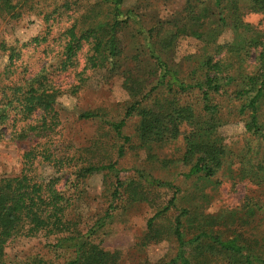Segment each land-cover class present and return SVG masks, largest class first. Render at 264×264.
<instances>
[{
    "label": "trees",
    "instance_id": "obj_1",
    "mask_svg": "<svg viewBox=\"0 0 264 264\" xmlns=\"http://www.w3.org/2000/svg\"><path fill=\"white\" fill-rule=\"evenodd\" d=\"M244 2L247 9L241 7ZM214 3L217 19L212 24L205 20L206 9L201 14L191 15L194 4L189 3L191 7L184 16L173 15L160 22L158 29H147L132 9H124V0H98L94 4L78 0L77 5H80L74 21L60 33V56H55L57 59L54 57L53 62L28 78L30 56L27 61L21 47L11 45L7 48L3 43L7 62L0 73V140L3 129H8L11 133H19L16 138L25 149L23 172L14 177L0 176V264H26L9 262L6 248L15 239L35 237L40 233L56 236V246L66 252L63 264H122L119 252H109L92 239L113 216L107 212L83 233L80 216L74 211L76 203L60 188V177L46 181L39 178L37 171L45 164L57 174L69 172L74 177L69 182L73 196L80 193L87 179L103 172L115 174L113 199L156 201L158 189H175L167 205L149 219L141 242L143 245L157 243L168 234L158 227L157 219L176 206L178 188L171 182L140 170L137 177L125 183L119 178L117 162L92 163L82 155L71 157L64 143L52 141V134L55 135L60 124L57 100L63 93L55 85V72L76 67L82 54L84 67L78 73L80 83L73 86L72 93L77 94L83 87L84 76L89 71H121L133 101L122 120L107 124L117 138L128 143L130 138L124 134L127 119L138 116L137 136L144 148L153 143L176 141L183 136L186 150L181 162L189 167L184 174L188 180L193 178L212 184L228 160H233L232 149L219 131L225 124L221 98L239 101V113L247 114V137L245 147L240 149L233 164L240 165L238 176L242 180L258 186L264 184V121L259 114L264 105V31L255 30L244 22L247 12L264 14V0H214ZM0 13L18 18L19 6L15 0H0ZM52 14L45 15V20L49 21ZM127 28H134L142 37L143 56L139 53L133 57L124 56L119 33ZM224 28H230L234 39L220 46L216 41ZM187 36L203 42L201 51L191 55L186 64L182 63L184 66L169 62L164 57L167 49H172L181 37ZM48 42L45 35L34 38L30 44H35L38 50L42 47L45 52ZM215 48L224 49L235 58L234 62L225 64L217 60L211 52ZM252 50H260V53L256 66L248 72L246 64ZM225 68L231 69L230 72L224 71ZM19 69L23 70L21 78ZM195 94L198 101L187 100ZM216 95L221 101L216 100ZM151 97L153 105L146 103ZM80 118L104 117L99 112L89 111L82 113ZM184 126L185 130L189 127L188 131H183ZM254 142L256 145L252 146ZM117 153L122 157L124 148L120 146ZM252 210L247 207V219L239 217L238 221L242 219L249 224L248 219L256 216ZM180 212L170 233L177 242L176 253L165 264H210L215 258L220 264H264V249L257 239L244 238V234L227 230L229 224H235L236 213L222 215L221 212L213 216L196 209L191 212L188 207L181 208ZM27 264L55 263L37 259Z\"/></svg>",
    "mask_w": 264,
    "mask_h": 264
},
{
    "label": "rangeland",
    "instance_id": "obj_2",
    "mask_svg": "<svg viewBox=\"0 0 264 264\" xmlns=\"http://www.w3.org/2000/svg\"><path fill=\"white\" fill-rule=\"evenodd\" d=\"M78 0H15L19 6L20 16L11 18L0 13V73L6 66L7 53L2 48L3 43L7 48L19 46L22 48L23 57H29L27 78L40 72L45 65L53 62L54 57L60 56L62 51L59 37L61 31L74 21L77 13ZM84 4H91L98 0H82ZM194 4V6H190ZM71 6L68 9V6ZM214 0H124V9H132L147 29L159 28V23L169 20L173 15L184 16L191 7V15L201 14L206 9V19L211 24L217 19ZM242 9H247L244 2ZM56 11V14H52ZM41 13V14H40ZM52 14L49 21L45 15ZM72 13V17L69 14ZM203 15V14H202ZM244 22L253 26L255 30L264 31V14L249 13L244 16ZM213 26L214 25H210ZM218 33V32H217ZM48 36L49 47L43 52L35 44H30L36 37ZM157 35V34H156ZM124 56L133 57L136 54L143 56L141 46L142 37L137 35L134 28H127L119 33ZM141 39V42H140ZM217 45H226L234 39L230 28H224L218 35ZM25 45V46H23ZM203 48V42L194 36L181 37L172 49H167L164 57L172 63H185L191 55L197 54ZM38 50L34 52V50ZM219 51V52H218ZM213 54L222 63L234 62L224 49L215 48ZM260 50H252L246 71L251 72L256 66ZM55 57V58H56ZM56 58V59H57ZM170 59V60H169ZM26 61V59H25ZM186 64V63H185ZM184 66V65H182ZM84 54L80 56L79 64L66 71L55 72V85L63 92L57 102L60 124L52 134L54 143H64L69 156L82 155L92 163L117 162L119 178L130 182L138 176V171L145 170L163 181L171 182L178 188L176 206L157 219L158 227L168 233L165 238L157 243L142 244V239L147 232V223L158 210H162L176 190L160 188L156 191V201H124L113 199L112 191L115 182L114 175L108 172L96 173L82 184L80 193L73 196L70 183L74 177L68 172L57 174L50 165L40 167L37 174L39 178L48 180L60 177V188L67 197L76 203L75 213L80 216V229L86 233L93 224L108 212L113 218L107 220V225L99 231L93 240L109 252H119L122 264H165L175 256L177 242L172 233L180 209L188 207L191 212H198L218 216L221 212H234V225L229 224L230 231L243 235L244 238L257 239L259 246L264 249V184L256 185L239 178L240 165L233 164L240 149L245 147L246 129L245 119L247 114L241 115L240 102L230 101L223 96L221 106L224 107L223 121L225 124L219 129L224 136L225 143L230 146L233 160L225 164L224 173L221 171L212 184L188 180L184 174L189 167L181 161L185 153L183 136L176 141L153 143L149 147H141L137 136L138 116L127 119L124 134L130 141L124 142L117 138L111 126L125 117L129 104L133 101L132 92L125 87V79L121 71L109 72L104 69L87 72L84 76L85 84L77 94H73V86L78 85V73L83 71ZM125 68V67H124ZM122 68V69H124ZM186 71V68H184ZM225 68L224 71L230 72ZM20 72H22L19 69ZM23 72L18 76L21 78ZM153 97V96H152ZM152 97L146 103L153 105ZM1 98V97H0ZM198 95L187 100L198 101ZM186 99V97H185ZM183 99V101L185 100ZM216 100H220L216 95ZM99 112L104 118L85 120L80 118L84 112ZM260 120L264 121V105L260 109ZM13 117V116H12ZM12 119V118H11ZM11 121V120H10ZM12 124V122H11ZM21 128V127H20ZM19 128V129H20ZM188 126L182 128L188 131ZM10 129V128H9ZM19 133H11L3 129V138L0 140V176H18L24 170L22 155L25 146L16 138ZM14 135V138H13ZM19 136V135H18ZM254 142L252 146H255ZM124 148V155L118 156V148ZM60 149V148H59ZM234 150V151H233ZM236 161V160H235ZM232 163V164H231ZM232 175V176H231ZM247 207L253 208L256 214L249 224L238 218L247 219ZM261 209H260V208ZM246 212V213H245ZM183 222L185 218H182ZM227 218L223 219L222 223ZM230 222V220H229ZM219 229V228H218ZM192 232V231H191ZM56 236L40 233L35 237L18 238L10 242L6 248L7 259L13 263H31L37 259L63 264L66 252L56 246ZM59 255V258H57ZM210 264H220L215 258Z\"/></svg>",
    "mask_w": 264,
    "mask_h": 264
}]
</instances>
